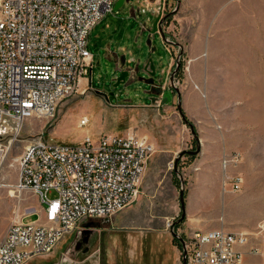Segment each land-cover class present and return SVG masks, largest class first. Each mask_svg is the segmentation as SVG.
Segmentation results:
<instances>
[{
  "label": "rangeland",
  "instance_id": "rangeland-1",
  "mask_svg": "<svg viewBox=\"0 0 264 264\" xmlns=\"http://www.w3.org/2000/svg\"><path fill=\"white\" fill-rule=\"evenodd\" d=\"M183 1L198 2L202 9L196 21L206 40L196 55L182 57L180 44L184 55L194 44L170 36V48L180 57L167 75L172 54L163 38L152 34L154 22L144 30L127 18L122 32L109 38L107 25L121 11L114 10L115 0L89 38L92 72L59 103L55 117L28 120L16 138L13 125L0 133V242L27 208L41 209L32 191L15 188L19 157L36 138L78 145L87 136L135 132L154 147L133 204L81 221L51 254L27 264H183L173 228L189 253L197 231L245 232V264H264V0ZM148 62L154 74L145 71ZM126 69L133 71L126 75ZM179 95L196 136L178 109ZM198 142L201 153L184 155L176 167L175 157L196 150ZM236 154L238 164L224 168L223 156ZM237 175L243 178L241 190L225 191L224 182ZM181 189L186 217L179 222ZM171 198L177 215L170 222Z\"/></svg>",
  "mask_w": 264,
  "mask_h": 264
},
{
  "label": "built area",
  "instance_id": "built-area-1",
  "mask_svg": "<svg viewBox=\"0 0 264 264\" xmlns=\"http://www.w3.org/2000/svg\"><path fill=\"white\" fill-rule=\"evenodd\" d=\"M115 0H0V133L14 126L16 138L32 118L50 120L69 93L92 72L89 38ZM176 0L161 2L165 15ZM88 120H83L87 124ZM8 149V148H7ZM150 140L135 132L87 136L82 143L32 141L19 157L18 192L32 191L41 209L29 207L0 242V264H27L51 254L77 225L133 204L149 157ZM3 151V150H2ZM239 154L224 155L228 168ZM240 175L224 182L240 191ZM57 194L56 199L49 195ZM39 216L26 223L25 218ZM245 232L224 229L193 234L187 264H245Z\"/></svg>",
  "mask_w": 264,
  "mask_h": 264
},
{
  "label": "crops",
  "instance_id": "crops-1",
  "mask_svg": "<svg viewBox=\"0 0 264 264\" xmlns=\"http://www.w3.org/2000/svg\"><path fill=\"white\" fill-rule=\"evenodd\" d=\"M199 5L200 3L198 2H184V1L181 2L176 6L177 8L176 15L174 17H170L167 20V22L163 24V30L166 36V39L163 38V41L164 43H166L168 51L171 52L172 54L171 60L169 61L168 64V71L166 73L167 75L170 73V68L174 63V58L180 57V54L179 56H175L174 50L170 48V36L178 37L180 41H182L181 43H184L186 42V40H188L189 42L194 44L191 50H188L187 55H184L185 53L184 46L183 44H180L178 48H180L181 50L182 57L183 56L191 57L196 55L199 52L198 49H200L199 44L205 42L206 40V37L203 34V30L201 26H199L198 22L196 21L200 18L201 16L200 12L202 11ZM116 6H118L117 9H115ZM115 7H114L115 11L116 10H121V11L115 12L112 16L113 20L110 22V24L107 25V29H109L108 30L109 38H112V36L118 31L122 32L120 26L125 25L127 18H131V19L134 18L138 22L142 23V27L145 30L146 27L149 26V24L153 22L155 23L162 13L161 0H140L135 2H132V0H120V1L117 0ZM175 9H173V11ZM168 14H170V8L168 9L165 15ZM104 21H105V17L101 21V23H103ZM152 34L155 33L152 31ZM157 34H159L160 38H162L160 33ZM130 70L133 71V69H126L125 72L129 73L128 71ZM145 71L154 74L153 66L151 65L150 62H148L145 65ZM171 153L172 151L170 150V163L173 158ZM176 159L177 157H175V160ZM175 181L176 178L174 176H171L170 184L172 188L175 186ZM172 199L173 198L170 199V222L177 215L175 202Z\"/></svg>",
  "mask_w": 264,
  "mask_h": 264
},
{
  "label": "water",
  "instance_id": "water-1",
  "mask_svg": "<svg viewBox=\"0 0 264 264\" xmlns=\"http://www.w3.org/2000/svg\"><path fill=\"white\" fill-rule=\"evenodd\" d=\"M163 1L164 0H161V2H163ZM176 3L180 4V0H176ZM117 8H118V6L115 7V9H117ZM173 13L174 12H170V14H168V15H163L161 13L159 18L157 19V21L153 25V32L154 33H160L162 38L166 39L164 30H163V24H165L167 22V20L173 15ZM179 61H178V64H177V68L178 69L180 68V62ZM125 74L127 75L128 73L125 72ZM172 79H174V76H172ZM178 109H179L180 113L182 114L184 120L191 126V130H192L193 135L196 136V131H195V128H194L193 124L188 122V120L186 119V117H185V115L183 113L180 95H179V106H178ZM200 153H201V145L198 142L196 150H185V151H183V152H181L179 154V156L177 157L176 162H175L176 163V167L178 166L179 159L182 158L184 155L196 156V155H199ZM180 202H181V207H182V215H181V218H180L179 222H182L185 219V217H186V206H185V198H184V189H181V191H180ZM172 235H173V237L175 239H178L182 243V246H183V264H187L188 252H187L185 240L183 239V237H181L179 234H177L174 231V228L172 229Z\"/></svg>",
  "mask_w": 264,
  "mask_h": 264
},
{
  "label": "bare ground",
  "instance_id": "bare-ground-1",
  "mask_svg": "<svg viewBox=\"0 0 264 264\" xmlns=\"http://www.w3.org/2000/svg\"><path fill=\"white\" fill-rule=\"evenodd\" d=\"M77 83H78L77 81H70V84H69V93H73L74 92Z\"/></svg>",
  "mask_w": 264,
  "mask_h": 264
}]
</instances>
